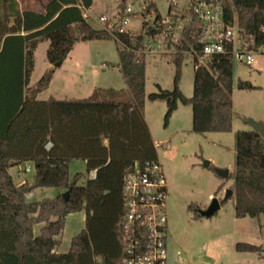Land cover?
<instances>
[{"label":"trees","instance_id":"trees-1","mask_svg":"<svg viewBox=\"0 0 264 264\" xmlns=\"http://www.w3.org/2000/svg\"><path fill=\"white\" fill-rule=\"evenodd\" d=\"M146 1L148 9L159 15L158 7ZM220 1L227 22L236 21L244 38L264 46V0ZM93 2L51 0L39 12L22 11L17 0H0V264H122L125 256V178L135 163L157 161L144 117V46L154 32L117 34L126 89L97 88L86 99L40 101L37 97L49 87L54 69L29 87L40 43L49 42L48 63L62 66L76 43L114 39L88 23L85 11ZM124 7L122 0L120 8ZM188 39L182 50L190 49ZM185 58L183 54L171 57L174 89L158 86L148 99L166 102V124L181 103L192 108L194 133L231 132V60L217 56L195 70L193 95L187 98L178 87ZM238 88L254 87L240 82ZM77 160L85 163L88 174L95 171L96 177L79 184L81 176L76 175L70 182L69 165ZM25 163L33 164V183L17 185L9 170ZM233 183L235 217L264 218V132H237ZM39 188H53L59 194L30 202L27 195ZM190 210L195 220L203 218L198 208ZM81 211L86 212L85 229L67 253H58L57 237L66 217ZM36 225H42L39 235L34 232ZM235 249L264 252L261 246L247 243H238Z\"/></svg>","mask_w":264,"mask_h":264},{"label":"rangeland","instance_id":"rangeland-1","mask_svg":"<svg viewBox=\"0 0 264 264\" xmlns=\"http://www.w3.org/2000/svg\"><path fill=\"white\" fill-rule=\"evenodd\" d=\"M22 11L41 10L49 0H17ZM162 15L167 14V0H151ZM122 0H94L85 11L87 21L95 30H104L100 23L106 17L109 23L118 22ZM131 3V0H128ZM134 12L140 10V2L131 3ZM125 30L132 35L141 34V21L132 16ZM105 31V30H104ZM49 42H42L34 52V70L29 87H34L51 69L54 74L49 87L37 99L46 101L86 99L97 88L126 89V81L120 68L118 44L114 39L81 41L74 45L62 66L55 68L48 63ZM233 65V124L229 133L196 134L192 131V108L178 103L177 111L166 124L167 105L164 101H150L148 96L163 90L174 89L175 65L169 56L145 55V107L144 117L151 130L153 141L160 143L157 159L163 165L168 186L167 214L169 227L168 264H264V252L240 253L238 243L261 246L264 249V218L235 217L233 177L236 170V134L252 131L251 121H264V49L252 66ZM194 61L186 57L181 66L179 89L187 97L193 95ZM240 82H248L254 88L241 90ZM263 124V123H261ZM209 165L206 167L205 163ZM26 169H30L26 172ZM217 170H228V179L221 178ZM34 167L25 163L12 170L15 183H33ZM80 175L79 184L88 177L85 163L73 161L69 165V178ZM233 195L224 201L227 190ZM30 202L54 199L59 192L53 188L33 191ZM213 199L222 202L221 209L211 218L195 220L191 206L206 210ZM86 212L66 217L56 251L67 253L72 240L85 229ZM238 220V221H237ZM42 225H36L39 235Z\"/></svg>","mask_w":264,"mask_h":264},{"label":"built area","instance_id":"built-area-1","mask_svg":"<svg viewBox=\"0 0 264 264\" xmlns=\"http://www.w3.org/2000/svg\"><path fill=\"white\" fill-rule=\"evenodd\" d=\"M125 1L118 22L99 19L104 30L114 40L117 34L127 33L131 17L138 16L141 31H153L144 53L173 57L183 54L194 61V69L207 64L211 58L227 56L231 62L252 66L264 46L256 40L244 38L237 22L228 23L220 0H167L166 15L149 10L146 0L134 12L132 4ZM86 17V16H85ZM87 18V17H86ZM190 40L189 50H182ZM155 146L158 148L160 144ZM27 172L30 169H26ZM168 186L163 165L152 161L143 165L135 163L125 178L123 239L126 243L122 264H168Z\"/></svg>","mask_w":264,"mask_h":264},{"label":"water","instance_id":"water-1","mask_svg":"<svg viewBox=\"0 0 264 264\" xmlns=\"http://www.w3.org/2000/svg\"><path fill=\"white\" fill-rule=\"evenodd\" d=\"M60 64H56L54 67L58 68L60 67ZM251 125L253 128V131H256L258 133L264 132V124L257 123L255 121H251ZM209 165L208 162L205 163V166L207 167ZM218 175L223 179H228L230 176V173L228 170H217ZM233 195L232 190H227L226 196L224 201H227L230 199V197ZM68 194H64V197L67 198ZM221 209V202L217 199H213L210 206L206 210H201L200 214L203 218H211L213 217L219 210Z\"/></svg>","mask_w":264,"mask_h":264},{"label":"crops","instance_id":"crops-1","mask_svg":"<svg viewBox=\"0 0 264 264\" xmlns=\"http://www.w3.org/2000/svg\"><path fill=\"white\" fill-rule=\"evenodd\" d=\"M49 1H51V0H49ZM49 1H47V2H49ZM46 2V3H47ZM31 11H39V12H41L42 11V9L41 10H34V9H30ZM146 121V120H145ZM146 123H147V121H146ZM261 123H263L264 124V121H261ZM148 125V124H147ZM149 127V126H148ZM149 130H150V128H149ZM150 134H151V130H150ZM151 137H152V135H151ZM152 140H153V138H152ZM154 142V144H157L158 142H155V141H153ZM160 144V143H159ZM157 148V147H156ZM17 168L18 167H20V166H16ZM16 167H12V168H10V170H9V172H10V174H11V176H12V178H13V175H12V170L13 169H15ZM26 171V170H25ZM27 172V171H26ZM88 177H90V179H94L95 177H96V172L95 171H93V172H91V173H89L88 174ZM13 180H14V178H13ZM15 182V181H14ZM24 181H21V182H19V183H16L17 185H21L22 183H23ZM35 195H34V193L33 192H31L30 194H28L27 195V199H30V198H33ZM245 219V218H244ZM244 219H238V220H244ZM237 220V221H238ZM58 252V251H57ZM59 253V252H58ZM98 261H100V259H98Z\"/></svg>","mask_w":264,"mask_h":264}]
</instances>
